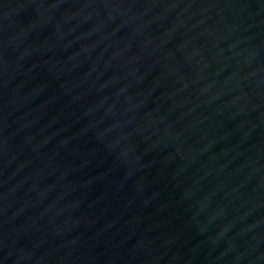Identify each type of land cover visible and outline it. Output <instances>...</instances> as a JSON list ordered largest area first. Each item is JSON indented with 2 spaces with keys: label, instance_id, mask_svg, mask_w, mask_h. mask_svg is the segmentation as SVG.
Instances as JSON below:
<instances>
[{
  "label": "water",
  "instance_id": "obj_1",
  "mask_svg": "<svg viewBox=\"0 0 264 264\" xmlns=\"http://www.w3.org/2000/svg\"><path fill=\"white\" fill-rule=\"evenodd\" d=\"M0 264H264V0H0Z\"/></svg>",
  "mask_w": 264,
  "mask_h": 264
}]
</instances>
